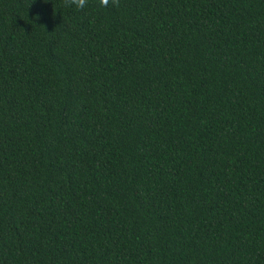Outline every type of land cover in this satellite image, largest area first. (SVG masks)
Here are the masks:
<instances>
[{"label":"trees","instance_id":"16d2710c","mask_svg":"<svg viewBox=\"0 0 264 264\" xmlns=\"http://www.w3.org/2000/svg\"><path fill=\"white\" fill-rule=\"evenodd\" d=\"M0 264H264V0H0Z\"/></svg>","mask_w":264,"mask_h":264},{"label":"clouds","instance_id":"9594fccd","mask_svg":"<svg viewBox=\"0 0 264 264\" xmlns=\"http://www.w3.org/2000/svg\"><path fill=\"white\" fill-rule=\"evenodd\" d=\"M113 4L116 3V0H111ZM70 6L74 7L76 10H82L86 8L88 0H68ZM110 3V0H99V5L101 7L107 8Z\"/></svg>","mask_w":264,"mask_h":264}]
</instances>
